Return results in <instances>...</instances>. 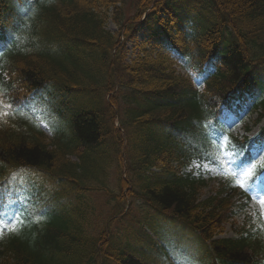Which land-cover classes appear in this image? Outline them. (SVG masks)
Returning <instances> with one entry per match:
<instances>
[{
	"label": "trees",
	"instance_id": "1",
	"mask_svg": "<svg viewBox=\"0 0 264 264\" xmlns=\"http://www.w3.org/2000/svg\"><path fill=\"white\" fill-rule=\"evenodd\" d=\"M154 1L58 0L28 25L19 45L0 59V213L15 201L8 197L6 186L16 171H34L51 184L40 191L18 228L0 238V264H148L146 246L136 254L128 243L115 242L110 250L101 249L98 257V245L109 241L89 222L96 214L86 192L109 194L106 171L113 157L122 158L113 148L115 144L121 148L124 140L113 127L116 113L126 140L124 164L132 179V195L170 211L204 243L234 215L229 197L241 194L230 180L221 182L206 201L196 202L205 184L181 174L180 168L194 157L211 154L204 124L213 115V98L226 99L229 88L242 85L255 88V93L261 87L257 70L264 65V0H213L214 25L199 36L196 50L183 55L196 65L207 60L208 53L219 60L216 74L206 78L197 71L205 79L203 93L174 76L164 53L131 65H125L124 56L117 53L119 85L114 92L112 51L122 33L131 36L134 21ZM156 8L155 4L152 13ZM109 22L117 33L107 29ZM224 26L231 30H222ZM153 31L160 43L169 44L161 30ZM49 86L76 98L86 94V100L78 101L71 135L58 134L51 143L35 123L17 114L31 91ZM112 93L122 95L123 109L116 105L115 95L110 105L103 102L104 94ZM258 101L262 117L264 98ZM191 142L197 147L192 148ZM70 156L78 162H71ZM154 167L159 172L149 173ZM121 186L125 189L126 184ZM71 195L76 205L63 199ZM256 219L236 238L205 245L208 264H264V219Z\"/></svg>",
	"mask_w": 264,
	"mask_h": 264
},
{
	"label": "rangeland",
	"instance_id": "2",
	"mask_svg": "<svg viewBox=\"0 0 264 264\" xmlns=\"http://www.w3.org/2000/svg\"><path fill=\"white\" fill-rule=\"evenodd\" d=\"M114 31V30H112ZM142 35L140 36V40ZM130 56V53L128 57ZM179 72H181L178 69ZM184 72V71H182ZM181 72V73H182ZM196 87L200 88V84L198 81H194ZM31 108L33 109V113L36 115V118L43 121L47 125H53L55 119L62 118L66 121L70 119V116L73 114L74 109L69 106H59L54 107L50 104L49 100H46L45 97H41L39 99L34 100L31 103ZM255 117H251L250 121L246 123L249 128H252L251 133L248 136H252L257 132L258 127H254L251 124V121ZM227 122H230V117H228ZM264 123V122H263ZM68 126L66 123H63ZM233 133L242 135L244 132L242 131V127H237L232 130ZM221 161L225 165H229L227 157H221ZM195 169H199L197 163L193 164ZM210 173L205 174V178L210 180L211 185H213L217 179L220 178V174L217 173L215 169L208 168L206 166L201 165V172L209 171ZM209 188L202 192V196L206 197L208 195ZM264 199V185L261 187L256 186L252 192V201L248 205L245 211L248 214L260 213L264 216V205L260 203V200ZM143 208H140V210ZM152 214H142L139 218L147 230V232L158 242V246L161 248L163 252H165L168 257L171 258L172 263L174 264H205L204 259L202 258L203 254V244L201 241L196 238V235L190 234L182 223L179 221H175V219H170L163 215L156 214V212H151ZM132 218V214H131ZM242 213L236 217V221L239 225L244 223ZM124 225L133 226V222L130 220H125ZM235 225L229 223L225 225L221 235V238H231L236 236L235 233Z\"/></svg>",
	"mask_w": 264,
	"mask_h": 264
},
{
	"label": "snow or ice",
	"instance_id": "3",
	"mask_svg": "<svg viewBox=\"0 0 264 264\" xmlns=\"http://www.w3.org/2000/svg\"><path fill=\"white\" fill-rule=\"evenodd\" d=\"M260 203H261L262 205H264V199H261V200H260Z\"/></svg>",
	"mask_w": 264,
	"mask_h": 264
}]
</instances>
